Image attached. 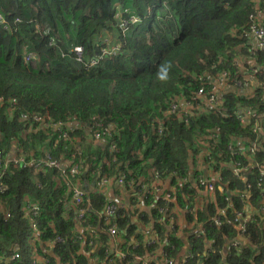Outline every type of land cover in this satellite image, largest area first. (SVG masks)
Here are the masks:
<instances>
[{
    "label": "trees",
    "instance_id": "1",
    "mask_svg": "<svg viewBox=\"0 0 264 264\" xmlns=\"http://www.w3.org/2000/svg\"><path fill=\"white\" fill-rule=\"evenodd\" d=\"M0 13L11 24L0 27V264H31L32 248L43 253L40 244L53 248L49 264H91V247L74 239L76 211L68 208L72 187L84 186L82 206L90 205L91 223L98 225L107 198L95 193L105 178L125 175L129 186L158 173L159 181L169 177L188 190L189 160L224 163L230 192L218 189V205L227 206L230 196L233 210L241 206L246 184L228 165L251 156L264 166L263 140L257 154L250 153L257 135L236 119L245 109L264 116V52L249 51L257 42L253 27L264 19V0H0ZM16 18L22 22L15 25ZM104 42L119 49L86 66ZM76 46L83 47L84 62ZM29 53L33 59L27 61ZM223 75L228 81L216 104L204 105L198 92L210 95ZM246 75L257 81L252 91H244L250 85ZM239 138L243 149L235 156L229 147ZM46 160L61 166H46ZM260 178L256 171L247 176V202L261 207ZM232 211L221 226L198 214L206 231L191 237L189 264H198L205 248L217 251L203 264L226 263L219 253L226 247L223 238L238 236ZM256 220L241 237L254 249L233 251L227 264L264 263L263 222L259 215ZM115 223L113 218L104 230ZM117 224L127 258L110 262V236L101 232L98 264H135L134 255L145 254L142 247L127 246L135 235L127 219ZM154 230L164 234L156 224ZM173 244L181 246L179 240ZM19 250L22 259L13 261Z\"/></svg>",
    "mask_w": 264,
    "mask_h": 264
},
{
    "label": "crops",
    "instance_id": "2",
    "mask_svg": "<svg viewBox=\"0 0 264 264\" xmlns=\"http://www.w3.org/2000/svg\"><path fill=\"white\" fill-rule=\"evenodd\" d=\"M263 19V17L260 18V22ZM258 45V42L255 44ZM264 52V51H263ZM252 66H256V58H253L251 61ZM262 70H264V66L262 67ZM249 85L248 89H240L241 92L253 90L256 87L257 81L253 79H249V75H246L245 79ZM246 86V87H247ZM243 142H240V139L236 145H242ZM252 163V159L250 160ZM199 163V164H198ZM198 163L193 162L192 160H189L190 165V172H189V178L188 183L191 184V187L187 189H182L180 191H176L177 185H181V181L177 184V181H173L172 179L165 178L162 181H159L156 183L155 186L151 183H146L145 179H139L137 185H129L124 186L118 183L117 179L110 178L109 183L101 186L100 188H96L98 191H101L100 193H106L107 200L114 201L118 208L120 209L121 214L123 215V218L127 219L129 222V225H133L135 231V235L133 236L134 239L132 241L133 245H137V238H135L136 233L139 232L140 235L144 237V242L151 241L158 233L154 230V225L156 222L155 218V212L152 210V204L154 201H160V205H165L166 211L169 213L170 219L168 221V224L166 222L157 223L156 225L160 226L161 228H164V234H160L159 239L157 240L160 244L150 246L148 247V250L150 252H147L145 254V257L148 258V260L155 261L158 260V252L160 253L163 246L162 244H165L168 240V237L171 233H175L177 236L173 239L179 240L181 243V246L177 248V250L173 254V259L176 264H179L183 257H186L187 252L189 250V246L191 245L190 239L193 235L197 234L200 231L204 230V223L200 222V219L198 217L199 213H204L205 215H211V218L217 223L218 226H221L225 220L228 218V214L231 213L233 208L230 205V202H228L227 206L219 207L218 200H217V193L218 189L221 193H229L230 188L225 183V177L224 174L226 172V169H224L222 165H204L203 162L199 161ZM249 164V162H248ZM233 175L234 169L230 166V164L227 167ZM199 171L200 174L196 175V172ZM194 172V175H193ZM234 177H236L234 175ZM204 179L205 181H210L211 183L215 184V189L210 190L208 187L200 184L201 179ZM238 178V177H236ZM239 179H242L245 184L247 181V176H239ZM150 182V181H149ZM250 182V181H249ZM150 185L151 187H148ZM84 187V186H83ZM156 187H159L160 189L157 190ZM94 186L90 187V189H93ZM154 193L153 198H150L148 200H145L143 197V194L140 193ZM235 194H238L239 192L233 191ZM168 193L172 194V198L168 199L167 195ZM88 194V193H87ZM247 202L246 210L250 213H259L258 215L262 218L260 222H263V235H264V205L263 206H257L254 205L250 199ZM212 207V208H211ZM260 207V208H259ZM239 210H242L241 208H236L232 211L234 215L233 224L236 227L238 231V236L235 237H227L224 236V241L226 247L224 249L219 250V253L221 254V258L223 261H226L225 264L229 262V259L233 257V251L237 253H241L243 251V248L248 246L250 249H254V247L249 243V240L246 242L245 239L241 238V228H240V222L236 221V218L238 216ZM100 213H103V209L100 211ZM141 218V216H143ZM222 215V224L220 225L218 223V218ZM236 217V218H235ZM243 222V221H242ZM250 221H244V223H249ZM138 225V226H135ZM249 225V224H248ZM159 235V234H158ZM119 242H124L123 237H120L118 239ZM112 245L110 244V248L114 247L113 238L111 241ZM235 244V245H233ZM209 245H213V242H210ZM144 250V249H143ZM91 251H94L93 249ZM145 251V250H144ZM217 250L214 248H205V251L203 252V257H207L209 254L216 252ZM91 254V252H90ZM88 254L90 257V262L92 264L93 259L91 258V255ZM208 254V255H207ZM206 255V256H205ZM202 256V255H201ZM202 257V258H203ZM202 258L199 260L198 264L202 263ZM136 262V261H135ZM179 262V263H178ZM264 264V263H263Z\"/></svg>",
    "mask_w": 264,
    "mask_h": 264
},
{
    "label": "built area",
    "instance_id": "3",
    "mask_svg": "<svg viewBox=\"0 0 264 264\" xmlns=\"http://www.w3.org/2000/svg\"><path fill=\"white\" fill-rule=\"evenodd\" d=\"M22 22L21 18H16L14 21V24L17 25L18 23ZM11 26L10 22L6 19L5 15H3L2 13H0V27H2L3 29H8ZM125 26V25H123ZM253 28H255L254 32V36L258 42V45H252L251 47V53L252 54H256L257 51H259V48L261 47V49L264 50V19L261 20L260 24L258 23L257 25H255ZM257 31V32H256ZM105 42L103 43V48L101 49V54L99 55V57H92L86 64V66H88V64L90 65H95L99 63V60L101 58H103L104 56H107L109 54H114L116 53V51L119 49L118 46H112V47H106L104 46ZM73 51L76 53L77 55V59L80 61H83V47L82 46H76L74 47ZM25 59L27 61H30L32 58V54L29 53L25 56ZM33 61V60H32ZM34 63V62H33ZM259 71L258 67L256 70H254V73H257ZM254 76H250L249 75V79H253ZM227 81L228 78L226 77V75H223L218 81H216L213 85V89L210 95L205 96V90L201 89L198 92V99H201V101L203 102L204 105L208 106V105H215L218 99V94L219 92L221 93V91L226 87L227 85ZM220 96V95H219ZM1 101V99H0ZM191 103L189 102L187 109H190ZM178 106H175L174 110L176 111ZM236 119L242 123V124H249L251 125V128L253 130V133H255L257 136L255 138V141H250V146H249V151L252 154H257V152L260 150L259 146H260V140H263L262 143H264V116L261 115H257L256 111H253L251 109H245L243 111V113H240L236 116ZM255 122V124H253ZM215 137V135H212V137ZM240 142H244V140L242 138H239ZM237 146V147H236ZM230 145L229 149H231L233 151V154L235 156L240 155V153H242L243 149V144L242 145ZM252 159V163L250 162V160ZM249 162V164H248ZM46 166H53V165H57V166H61L60 163L58 162H54L51 160H46L45 161ZM40 163H37L36 166H39ZM233 165V169H234V175L236 177L239 178V176L243 175V176H248L252 171H258L259 167L261 165V163H259L257 158L254 157H247V163L244 161H240V160H235L233 163H230V166ZM79 166L75 165L74 167H72L71 171L76 173L78 171ZM126 176L122 175L121 177L118 178V183H120L121 185L126 186ZM264 179V170L261 173V178L260 181H263ZM109 179L105 178L102 181H100L98 183V188H100L101 186L109 183ZM152 181V185L155 186L157 182H159V174L156 173L155 176H153V178L151 179ZM146 181V183H151ZM183 182L186 183L187 179H183ZM200 184L202 186H206L208 187V189L213 190L215 189V184L211 183L210 181H205L203 178L200 181ZM246 186L248 187V191L252 188V184L251 182L247 181L246 182ZM148 187H151L150 185H148ZM157 190H159V187H156ZM147 191V189H146ZM176 191H179L178 187H176ZM101 191H98V193H95L97 195H102L106 197V193H100ZM152 192V191H151ZM147 191V193H140L141 195L143 194V197L145 200H148L150 198H153L154 193H151ZM246 192V191H245ZM247 193H241L240 195V200H241V206L239 208H241L242 210H239L238 216L236 218L237 222H240V228H241V233L244 236L247 232L248 229V224L256 222V215H258L259 213L255 214V213H248L246 210V205H247V200L243 199V197L246 195ZM72 206H70L68 208V210L70 211L71 208H74L76 212L75 213V218L74 221L77 224L76 227V231L74 234V239L76 241H80L83 243H88L89 247H93L92 249L94 251H91V258L93 259L92 264H98V256L96 254V250L99 247V249L102 246V242H101V232L107 233L110 236V244L112 245L111 241L113 238V243H114V247L110 248L111 249V255H113V257L110 259V262L114 261L115 259H126L127 258V254L126 252L123 250L124 248V244L126 243L125 238L123 237L121 230L119 229L118 226V220L120 218H123V215L120 212V209L118 208L117 204L114 201H109L107 200V203L104 205L103 207V213H98L99 218H100V223L98 225H95L91 223L90 220V214H88L89 212V207L90 205H86V207L82 206L85 197L87 195L85 189L83 187H79V186H73L72 187ZM230 197V196H229ZM226 198V202H230V199ZM248 198V196H246ZM107 198V197H106ZM167 198L170 199L172 198V194L168 193ZM152 210H154V212L157 210L158 212V216L156 217V222L157 223H162V222H166L168 224V221L170 219H168L170 217L169 213L166 211V207L165 205H160V201H154V203L152 204ZM260 208V207H259ZM32 213L34 215H37L39 213V207L38 206H33V210ZM221 218H218V223L221 225L222 224V215H220ZM263 216V214H262ZM144 217L141 216V218ZM115 219L117 223L113 224L114 226H110L107 230H104L103 225L104 224H111L112 219ZM261 218V217H260ZM250 221L249 223H244V221ZM243 221V222H242ZM205 223L203 225L204 230L198 232L197 234L193 235V236H202L203 234H205ZM102 226V228H101ZM133 226V225H132ZM138 226V225H135ZM33 227L35 229V231L38 234V228H37V223L34 222L33 223ZM139 232L136 233L135 238H137V245H133L132 241L134 239V235L131 236V239L127 242V246L132 247V248H138V247H142L145 252V254L147 252H150L148 250V247L150 246H154L157 244H160L157 240L159 239V236L161 235H156L154 239H152L151 241L147 242L143 240V243L141 244L138 241V237L139 236ZM142 236V235H141ZM192 236V237H193ZM120 237H123L124 242H119L118 239ZM143 237V236H142ZM177 236L175 235V233H171L168 237V240L166 241L165 244H162L161 246L162 249L160 251V253L158 252V260L155 261H151L148 260L147 257H145L144 255H134L135 258V264H176L174 259H173V255H170V252H175L177 250V248L179 246H177L176 244H173L174 241L173 239L176 238ZM242 237V236H241ZM144 239V237H143ZM62 239H56L54 241L53 244L61 241ZM191 242V239H190ZM235 245V244H233ZM41 249L43 250V253H40V250L37 247H34L31 249V253H30V262L31 264H49L50 260L48 258V253H53V248H48L47 246L41 245L40 244ZM153 253V252H150ZM48 254V255H47ZM194 257V253H193V249L192 246H189V250L187 252L186 257H183L182 260L180 261L179 264H189L190 261H192V258ZM11 259L13 261H20L22 259V251L19 250L18 252H13Z\"/></svg>",
    "mask_w": 264,
    "mask_h": 264
},
{
    "label": "rangeland",
    "instance_id": "4",
    "mask_svg": "<svg viewBox=\"0 0 264 264\" xmlns=\"http://www.w3.org/2000/svg\"><path fill=\"white\" fill-rule=\"evenodd\" d=\"M257 32V31H256ZM250 51V50H249ZM264 50L263 49H261V47L259 48V52H263ZM250 53H251V51H250ZM240 83L241 82H239L238 83V85H240ZM208 106H211V105H208ZM264 170V166L261 164L260 165V167H259V170L258 171H256V172H258V174H261L262 173V171ZM264 180V179H263ZM202 187H204V186H202ZM179 189V191H180V188H178ZM246 191V192H245ZM242 193H247L248 194V187L246 186V189L242 192ZM247 194L243 197V199H246L247 200ZM226 198H228V197H226ZM92 248L93 247H91L90 248V250H89V252L92 250Z\"/></svg>",
    "mask_w": 264,
    "mask_h": 264
},
{
    "label": "water",
    "instance_id": "5",
    "mask_svg": "<svg viewBox=\"0 0 264 264\" xmlns=\"http://www.w3.org/2000/svg\"><path fill=\"white\" fill-rule=\"evenodd\" d=\"M231 167L233 168V165H231Z\"/></svg>",
    "mask_w": 264,
    "mask_h": 264
}]
</instances>
